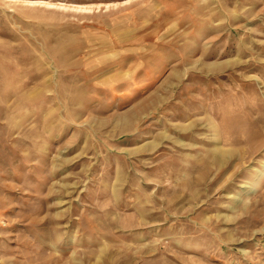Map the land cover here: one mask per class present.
<instances>
[{
    "label": "rangeland",
    "instance_id": "obj_1",
    "mask_svg": "<svg viewBox=\"0 0 264 264\" xmlns=\"http://www.w3.org/2000/svg\"><path fill=\"white\" fill-rule=\"evenodd\" d=\"M0 264H264V0H0Z\"/></svg>",
    "mask_w": 264,
    "mask_h": 264
}]
</instances>
